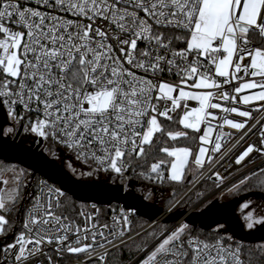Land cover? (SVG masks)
<instances>
[{
  "label": "snow or ice",
  "instance_id": "1",
  "mask_svg": "<svg viewBox=\"0 0 264 264\" xmlns=\"http://www.w3.org/2000/svg\"><path fill=\"white\" fill-rule=\"evenodd\" d=\"M232 130L257 141L225 184L205 172ZM7 149L61 167L52 180L0 163V264H264V240L165 219L193 197L211 212L256 190L240 227L264 231V165L243 171L264 159V0H0ZM213 175L212 192L197 190Z\"/></svg>",
  "mask_w": 264,
  "mask_h": 264
},
{
  "label": "water",
  "instance_id": "2",
  "mask_svg": "<svg viewBox=\"0 0 264 264\" xmlns=\"http://www.w3.org/2000/svg\"><path fill=\"white\" fill-rule=\"evenodd\" d=\"M34 152L39 153L37 149H34ZM0 160L10 163V164H17L22 167L29 168V170L32 169H43L46 171L50 170V174L52 175V180H55L57 177L54 174L55 170L59 169L60 166H58L56 163L49 164L46 163L43 159L38 157H32V156H21L18 155L15 151L11 149H7L3 152H0ZM36 176H41L45 179L48 178V176L42 175L41 172H37ZM73 190L75 192V197H88L93 196L95 193L88 189L80 188V187H73ZM219 192V190H216V194ZM72 195V192L69 193ZM74 197V198H75ZM246 197L248 198H257L261 200V197L259 193H248L245 195H241L238 197H235L234 199L220 204V205H212V211L209 212L208 208H205L203 210H199L200 207H197V205L192 208L191 210H176L172 213H169L165 219L169 224H178L181 221L190 223L192 226H201V227H207L209 224H213L212 221L220 220L221 222L226 223L228 226H230V232L236 237L237 240L242 241L246 244H256L260 241L264 240V231H257L254 233H249L246 229H242L240 225L242 224L241 221L238 218V216L235 213V209L246 200ZM118 202L113 200V204H117ZM105 206H108L105 204ZM210 207V206H209ZM159 210V211H157ZM23 211V207L21 208V212ZM151 215L157 216V217H163L164 212L162 209L155 206V209L152 211ZM149 217L145 216L144 219H148Z\"/></svg>",
  "mask_w": 264,
  "mask_h": 264
},
{
  "label": "built area",
  "instance_id": "3",
  "mask_svg": "<svg viewBox=\"0 0 264 264\" xmlns=\"http://www.w3.org/2000/svg\"><path fill=\"white\" fill-rule=\"evenodd\" d=\"M259 113H253V118H258ZM227 131V129H226ZM234 132L235 138L230 140L224 147L223 151L226 153L222 158L219 159L218 163H214L211 169L205 172V176H208L214 172H218L222 177L225 178V184L230 183L232 180H235L237 176L239 175L238 173L235 172V168L238 167L234 164V159L244 150L249 144L254 143L257 141V137L255 135H250L248 137H245L243 140L240 139V133L236 132L235 130H232ZM194 149L196 148V145L193 147ZM255 158V163L254 164H249L248 168L243 169L244 172H248L249 169L256 168L258 169L257 166L264 165V159L257 157L255 153L251 154L249 158L246 159H251ZM207 168V165H206ZM212 178H215L213 175ZM45 179V178H41ZM203 179V178H202ZM208 180V179H207ZM206 180H203L205 182ZM220 182V181H219ZM201 185V184H200ZM197 186L198 187L200 186ZM32 190V189H31ZM29 190V191H31ZM219 193V192H218ZM28 201L26 202V204ZM179 210V207L176 209ZM174 210V211H176Z\"/></svg>",
  "mask_w": 264,
  "mask_h": 264
},
{
  "label": "trees",
  "instance_id": "4",
  "mask_svg": "<svg viewBox=\"0 0 264 264\" xmlns=\"http://www.w3.org/2000/svg\"><path fill=\"white\" fill-rule=\"evenodd\" d=\"M172 126L175 127V125H172ZM194 145H195V144H192L191 146L194 147ZM0 163H6V162L0 160ZM7 164H9V165L20 166V165H17V164H10V163H7ZM20 167H22V166H20ZM257 172H258V169H257ZM37 177H38V178H43V177H41V176H37ZM214 180H215V178H212V179H208V180H206L205 182H203V183L198 187L197 190H202V191H205V192H208V193L212 192V191L215 189V184L213 183ZM188 181H189V183H190V181H191V178H190V177H188ZM258 182H259V176H257V177H253V179L250 181V184H252V185H256V184H258ZM215 183H220V182L217 180V181H215ZM31 189H32L33 192H34V185H29L28 188L24 189V190H23L24 195L27 196L29 190H31ZM177 190H178V191H181V189L179 188V186H177ZM248 193H258V192H257L256 190H253V191H247V192H241L239 195H236V196H241V195H245V194H248ZM165 195H166V198H167V193H166V192H165ZM236 196H233V197H236ZM26 202H27V200H23V201H21L20 208H22L23 205L26 204ZM156 205H157V204H156ZM113 206H116V205L113 204ZM160 206H161L160 209L163 210V204H162V203H161ZM195 206H196V203H195V197H193L191 201H188V202L184 203L182 206L179 207V209L191 210V209L194 208ZM203 208H204V206H203ZM107 210H108V206H105V205H104V208L102 209V211H105V212H106ZM192 227H193L194 229H196V230H203V231H205V232L209 231V229H210L209 227H201V226H192ZM245 244H246V243H245ZM247 245H253V244H247Z\"/></svg>",
  "mask_w": 264,
  "mask_h": 264
},
{
  "label": "rangeland",
  "instance_id": "5",
  "mask_svg": "<svg viewBox=\"0 0 264 264\" xmlns=\"http://www.w3.org/2000/svg\"><path fill=\"white\" fill-rule=\"evenodd\" d=\"M58 166H60L61 167V165H60V162L59 161H56L55 162ZM191 179H192V177L191 176H189ZM29 193H33L34 194V192H33V190H31V191H29L28 192V194ZM217 195H219V193H217ZM28 196V195H27ZM165 197H166V195H165ZM236 197H238V196H236ZM235 197H233V196H225L223 199H221V200H219L218 202L217 201H213V205H220V204H223V203H226V202H228V201H230V200H232V199H234ZM254 202H256V203H260L261 202V200L260 199H257V198H251ZM246 202V200L244 201V202H242L236 209H235V213H236V215L238 216V218H239V220L241 221V223L243 224V214H244V210L242 209V205H243V203H245ZM161 203H157V205H155V206H157L158 208H161ZM210 206H212V205H210ZM199 209H203V205L199 208ZM179 210H184V209H179ZM207 227H209V228H212V229H214L215 227H216V225L215 224H209Z\"/></svg>",
  "mask_w": 264,
  "mask_h": 264
},
{
  "label": "flooded vegetation",
  "instance_id": "6",
  "mask_svg": "<svg viewBox=\"0 0 264 264\" xmlns=\"http://www.w3.org/2000/svg\"><path fill=\"white\" fill-rule=\"evenodd\" d=\"M32 147H33L34 149H37L38 151H41V149H40L39 147H37L36 145H32ZM210 207H211V206H210ZM203 209H205V207H204ZM203 209H199V210H203Z\"/></svg>",
  "mask_w": 264,
  "mask_h": 264
}]
</instances>
